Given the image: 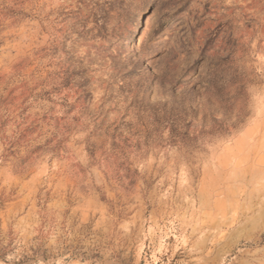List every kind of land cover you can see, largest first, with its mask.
I'll list each match as a JSON object with an SVG mask.
<instances>
[{
  "label": "rangeland",
  "instance_id": "374dc122",
  "mask_svg": "<svg viewBox=\"0 0 264 264\" xmlns=\"http://www.w3.org/2000/svg\"><path fill=\"white\" fill-rule=\"evenodd\" d=\"M0 264H264V0H0Z\"/></svg>",
  "mask_w": 264,
  "mask_h": 264
}]
</instances>
